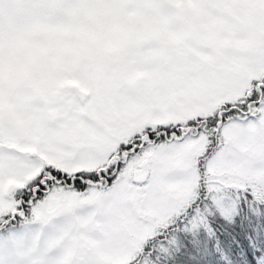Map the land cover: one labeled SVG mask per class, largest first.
Masks as SVG:
<instances>
[{"label":"snow or ice","instance_id":"obj_1","mask_svg":"<svg viewBox=\"0 0 264 264\" xmlns=\"http://www.w3.org/2000/svg\"><path fill=\"white\" fill-rule=\"evenodd\" d=\"M0 264H264V0H0Z\"/></svg>","mask_w":264,"mask_h":264}]
</instances>
